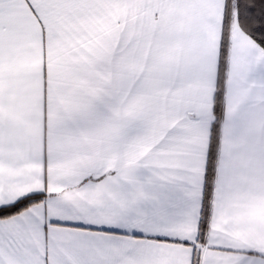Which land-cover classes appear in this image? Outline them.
<instances>
[{
	"label": "snow or ice",
	"instance_id": "obj_1",
	"mask_svg": "<svg viewBox=\"0 0 264 264\" xmlns=\"http://www.w3.org/2000/svg\"><path fill=\"white\" fill-rule=\"evenodd\" d=\"M0 264H264V0H0Z\"/></svg>",
	"mask_w": 264,
	"mask_h": 264
}]
</instances>
